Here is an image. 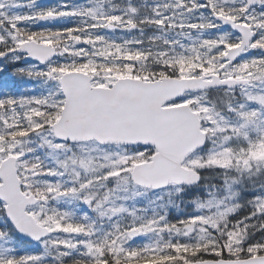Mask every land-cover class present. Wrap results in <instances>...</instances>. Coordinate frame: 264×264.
Segmentation results:
<instances>
[{
  "label": "snow or ice",
  "instance_id": "obj_1",
  "mask_svg": "<svg viewBox=\"0 0 264 264\" xmlns=\"http://www.w3.org/2000/svg\"><path fill=\"white\" fill-rule=\"evenodd\" d=\"M0 264H264V0H0Z\"/></svg>",
  "mask_w": 264,
  "mask_h": 264
}]
</instances>
